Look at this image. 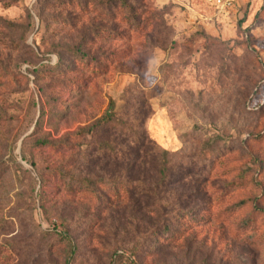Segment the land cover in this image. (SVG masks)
<instances>
[{"label":"rangeland","instance_id":"1","mask_svg":"<svg viewBox=\"0 0 264 264\" xmlns=\"http://www.w3.org/2000/svg\"><path fill=\"white\" fill-rule=\"evenodd\" d=\"M0 264H264V0H0Z\"/></svg>","mask_w":264,"mask_h":264},{"label":"built area","instance_id":"2","mask_svg":"<svg viewBox=\"0 0 264 264\" xmlns=\"http://www.w3.org/2000/svg\"><path fill=\"white\" fill-rule=\"evenodd\" d=\"M242 1L244 0H205V3L218 13H229L239 6Z\"/></svg>","mask_w":264,"mask_h":264},{"label":"trees","instance_id":"3","mask_svg":"<svg viewBox=\"0 0 264 264\" xmlns=\"http://www.w3.org/2000/svg\"><path fill=\"white\" fill-rule=\"evenodd\" d=\"M85 57V56H84ZM112 117H111V114L109 113L108 115H106V118H104V120H110ZM109 147V146H108ZM82 183H87L88 184V182L86 181V180H84V181H82ZM88 187V186H87ZM126 189L124 188L123 190H122V192H124ZM126 194H128L127 192H126ZM55 227V226H54ZM54 232H56V233H59V234H62V231H54ZM167 238V237H166Z\"/></svg>","mask_w":264,"mask_h":264}]
</instances>
